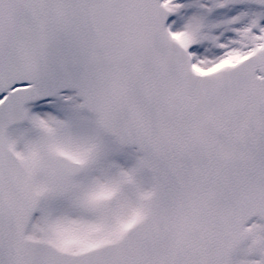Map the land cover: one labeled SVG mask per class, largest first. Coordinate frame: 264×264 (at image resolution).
<instances>
[{
  "label": "snow or ice",
  "instance_id": "obj_1",
  "mask_svg": "<svg viewBox=\"0 0 264 264\" xmlns=\"http://www.w3.org/2000/svg\"><path fill=\"white\" fill-rule=\"evenodd\" d=\"M0 264H264V0H0Z\"/></svg>",
  "mask_w": 264,
  "mask_h": 264
}]
</instances>
